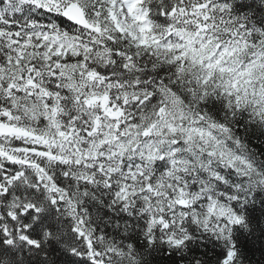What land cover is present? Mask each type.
I'll return each instance as SVG.
<instances>
[{
	"label": "snow or ice",
	"instance_id": "6c2138e0",
	"mask_svg": "<svg viewBox=\"0 0 264 264\" xmlns=\"http://www.w3.org/2000/svg\"><path fill=\"white\" fill-rule=\"evenodd\" d=\"M0 264H264V0H0Z\"/></svg>",
	"mask_w": 264,
	"mask_h": 264
}]
</instances>
